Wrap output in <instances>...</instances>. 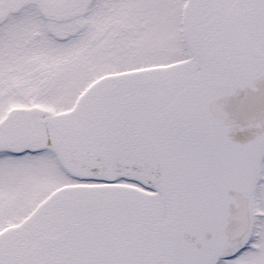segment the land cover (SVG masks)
<instances>
[{
    "label": "snow or ice",
    "instance_id": "snow-or-ice-1",
    "mask_svg": "<svg viewBox=\"0 0 264 264\" xmlns=\"http://www.w3.org/2000/svg\"><path fill=\"white\" fill-rule=\"evenodd\" d=\"M0 264H264V0H0Z\"/></svg>",
    "mask_w": 264,
    "mask_h": 264
}]
</instances>
